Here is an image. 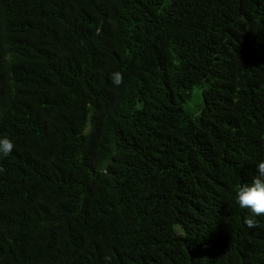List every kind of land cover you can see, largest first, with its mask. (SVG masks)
<instances>
[{"label": "trees", "instance_id": "trees-1", "mask_svg": "<svg viewBox=\"0 0 264 264\" xmlns=\"http://www.w3.org/2000/svg\"><path fill=\"white\" fill-rule=\"evenodd\" d=\"M4 136L0 264H264V0H0Z\"/></svg>", "mask_w": 264, "mask_h": 264}, {"label": "clouds", "instance_id": "clouds-1", "mask_svg": "<svg viewBox=\"0 0 264 264\" xmlns=\"http://www.w3.org/2000/svg\"><path fill=\"white\" fill-rule=\"evenodd\" d=\"M111 80L115 86H119L123 83V76L120 72H115ZM14 147L15 145L8 137H0V156L10 155ZM235 199L241 209H247L250 212V215L244 217L246 227L257 228L259 225L255 218L264 216V160L256 165V175L251 183H242L237 187Z\"/></svg>", "mask_w": 264, "mask_h": 264}]
</instances>
